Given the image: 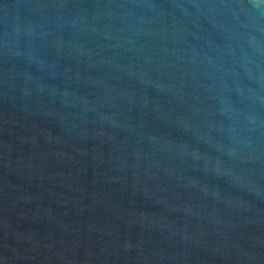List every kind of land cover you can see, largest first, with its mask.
<instances>
[{
    "label": "water",
    "instance_id": "95a60500",
    "mask_svg": "<svg viewBox=\"0 0 264 264\" xmlns=\"http://www.w3.org/2000/svg\"><path fill=\"white\" fill-rule=\"evenodd\" d=\"M0 264H264V0H0Z\"/></svg>",
    "mask_w": 264,
    "mask_h": 264
}]
</instances>
